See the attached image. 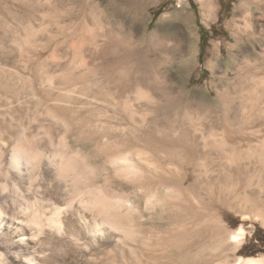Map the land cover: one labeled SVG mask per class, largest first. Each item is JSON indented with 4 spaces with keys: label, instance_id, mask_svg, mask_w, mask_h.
Here are the masks:
<instances>
[{
    "label": "rangeland",
    "instance_id": "obj_1",
    "mask_svg": "<svg viewBox=\"0 0 264 264\" xmlns=\"http://www.w3.org/2000/svg\"><path fill=\"white\" fill-rule=\"evenodd\" d=\"M202 1L0 0L7 158L21 126L52 150L66 133L90 183L128 201L119 229L76 213L79 248L58 236L50 264L264 257V224L243 206L250 191L264 201L261 163L246 157L264 140V0H210L207 17Z\"/></svg>",
    "mask_w": 264,
    "mask_h": 264
},
{
    "label": "bare ground",
    "instance_id": "obj_2",
    "mask_svg": "<svg viewBox=\"0 0 264 264\" xmlns=\"http://www.w3.org/2000/svg\"><path fill=\"white\" fill-rule=\"evenodd\" d=\"M134 1L129 0L127 3L129 7L140 0ZM211 10L210 0H203L202 14L207 17L211 14ZM109 71V67L104 68L108 77H110ZM21 127L18 131L13 129L16 140L11 145L8 158L5 150L7 143L0 135V240L6 236L11 239L0 241V264L5 258L20 264H26L27 261L32 263L33 258H41V264H50V251L58 236L62 237L63 242L79 248L80 242L70 231L78 228L79 221L76 222L74 217L81 211H92L96 217L108 223L113 229L121 228L119 215L122 208L126 209L128 201L119 195L104 193L100 186L90 183L84 160L68 150L66 133L60 138V146L53 147L52 150L41 146L42 138L38 134L29 136L27 130L30 128ZM48 143L50 145L54 143L51 136L48 137ZM246 157L248 159L254 157L261 163L259 170L261 176L258 180L264 186V140L257 156L247 153ZM115 161L122 172L130 173L133 170V167L126 164L122 158H116ZM251 182L253 180L250 178L247 183ZM256 193L255 191L246 192L243 206L264 224L263 197ZM74 204L76 207L72 208V213H68L69 215L65 213V205L73 207ZM8 208L12 209L9 214ZM66 215L68 218L64 221L63 216ZM63 222L67 227L66 233H63ZM96 225H98L97 222ZM243 235L244 230L241 228L235 232L234 237L242 238ZM29 241L39 244V249L29 252L26 247L24 248ZM238 262V264H264V257L240 258Z\"/></svg>",
    "mask_w": 264,
    "mask_h": 264
},
{
    "label": "trees",
    "instance_id": "obj_3",
    "mask_svg": "<svg viewBox=\"0 0 264 264\" xmlns=\"http://www.w3.org/2000/svg\"><path fill=\"white\" fill-rule=\"evenodd\" d=\"M205 36V35H204ZM202 42L204 43V41L202 40Z\"/></svg>",
    "mask_w": 264,
    "mask_h": 264
}]
</instances>
